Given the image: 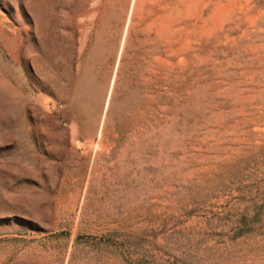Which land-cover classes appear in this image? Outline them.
I'll list each match as a JSON object with an SVG mask.
<instances>
[{"label":"rangeland","instance_id":"374dc122","mask_svg":"<svg viewBox=\"0 0 264 264\" xmlns=\"http://www.w3.org/2000/svg\"><path fill=\"white\" fill-rule=\"evenodd\" d=\"M0 264H264V0H0Z\"/></svg>","mask_w":264,"mask_h":264}]
</instances>
